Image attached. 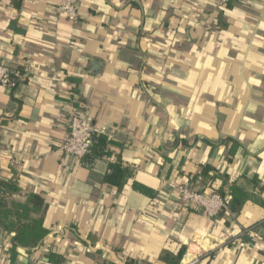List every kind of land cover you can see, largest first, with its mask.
Masks as SVG:
<instances>
[{"label":"crops","instance_id":"crops-1","mask_svg":"<svg viewBox=\"0 0 264 264\" xmlns=\"http://www.w3.org/2000/svg\"><path fill=\"white\" fill-rule=\"evenodd\" d=\"M16 1L0 0V64L19 71L0 87V182L43 195L48 233L13 258L0 228V264H182L192 242L197 264H264V205L211 218L165 187L264 186V0H80L75 20L59 0ZM72 106L129 166L121 186L107 157L59 147Z\"/></svg>","mask_w":264,"mask_h":264},{"label":"trees","instance_id":"trees-1","mask_svg":"<svg viewBox=\"0 0 264 264\" xmlns=\"http://www.w3.org/2000/svg\"><path fill=\"white\" fill-rule=\"evenodd\" d=\"M20 1V2H19ZM16 1V6L21 7V0ZM15 77V73L11 74ZM79 84L77 83L73 89L74 98L79 95ZM76 101L79 106L80 103ZM111 139L105 134L92 131V144L88 152L83 157L84 162H93L100 157L109 159V170L105 175V182L115 186H121L125 176L129 173V166L126 165L123 157L119 156L111 159L110 151ZM236 149L239 143L235 142ZM230 161L231 157L228 158ZM211 167L205 165L203 167V175L209 182ZM245 177L247 188L241 184L234 183L230 188L229 208L234 212H239L248 199L264 205V198L261 195L263 185L258 177ZM141 186V185H136ZM18 191V187L14 183L6 181L0 182V228L8 233H13L12 257L15 258L20 250L31 252L40 243L48 233V229L44 224V214L41 213L45 205V199L41 193H29L25 202H18L11 199V195ZM215 192H224L213 190ZM250 240L248 235L242 237V245ZM109 264V263H106ZM128 264H133L129 261Z\"/></svg>","mask_w":264,"mask_h":264},{"label":"built area","instance_id":"built-area-1","mask_svg":"<svg viewBox=\"0 0 264 264\" xmlns=\"http://www.w3.org/2000/svg\"><path fill=\"white\" fill-rule=\"evenodd\" d=\"M231 0H223L227 3ZM80 0H59L58 9L66 16L68 20H75L79 15ZM11 67L0 64V87L13 88L18 81L15 77H11L14 72ZM65 119V133L59 141L61 150L74 157L83 158L90 145L92 144V126L86 123L81 112L74 106L71 107ZM165 187L169 194L179 204H183L192 210H201L208 217L214 218L224 211H229L230 196L215 191L201 189L194 185L190 180L179 181L170 178L166 181ZM254 230L253 227L244 228L239 234L232 237L228 243L242 245V237L250 234ZM204 251L196 242L189 245L190 255L182 264H197L200 261Z\"/></svg>","mask_w":264,"mask_h":264},{"label":"water","instance_id":"water-1","mask_svg":"<svg viewBox=\"0 0 264 264\" xmlns=\"http://www.w3.org/2000/svg\"><path fill=\"white\" fill-rule=\"evenodd\" d=\"M92 72L93 73H95V74H99L100 73V69H101V64H100V62H98V61H92ZM138 264H144V263H142V262H139Z\"/></svg>","mask_w":264,"mask_h":264}]
</instances>
